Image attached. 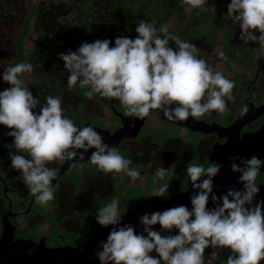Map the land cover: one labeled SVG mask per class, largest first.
Listing matches in <instances>:
<instances>
[{
    "label": "clouds",
    "instance_id": "obj_1",
    "mask_svg": "<svg viewBox=\"0 0 264 264\" xmlns=\"http://www.w3.org/2000/svg\"><path fill=\"white\" fill-rule=\"evenodd\" d=\"M191 8L201 7L206 0H181ZM227 16L242 29L240 39L244 43L259 42L264 55V0H231ZM135 39L117 37L111 41L96 40L83 43L76 52L60 53L69 73L68 85L91 86L86 93L91 97L98 93L116 98L129 116L143 119L151 110L159 109L168 120L187 121L189 117H201L212 110L224 113L227 102L234 101V83L220 72H214L208 63L199 58L198 48L172 35L167 25L160 28L154 23L141 21L136 27ZM258 30L257 37L254 32ZM170 41L178 50L170 47ZM218 56L227 60L223 52ZM31 63H17L3 72V81L11 87L0 92V124L13 129L7 135L14 137L18 153L11 154L12 167L21 172L24 184L45 205L54 199L52 181L55 169L47 165L57 161L72 160L77 150L95 149L90 162L105 173L125 172L134 180L140 172L130 165L119 152L102 141L93 127H77L64 114L62 99L49 95L42 105L38 98L20 79L33 71ZM177 105L172 107V105ZM40 106L39 112H34ZM247 109H244L246 111ZM84 159L82 152L79 154ZM231 170L241 173L239 182L244 190H229L225 195H211L213 202L222 206L209 209V195L213 193V180L222 165L213 162L188 165L186 173L194 190L192 209L177 206L163 212L145 214L140 218L147 235H137L131 225L113 228L102 251L97 253L101 264H205V250L229 248L235 255L227 258V264H260L264 260V201L253 205L260 189L256 184L264 161L253 155L250 159L233 157ZM240 165H243L241 167ZM170 168L159 167L156 175L164 178ZM207 176L197 183L201 177ZM169 183L153 188L150 197H163ZM127 212V207L123 208ZM121 207L117 199L99 209L97 222L104 227L119 225ZM161 225L162 231L178 229V234L162 236L152 226ZM155 251L158 258L150 255ZM213 251L210 256L215 257ZM211 264V260L208 261Z\"/></svg>",
    "mask_w": 264,
    "mask_h": 264
},
{
    "label": "flooded vegetation",
    "instance_id": "obj_2",
    "mask_svg": "<svg viewBox=\"0 0 264 264\" xmlns=\"http://www.w3.org/2000/svg\"><path fill=\"white\" fill-rule=\"evenodd\" d=\"M230 3L231 0H206L204 5L198 7L192 27L187 32L183 26L190 19L194 8L182 4L181 0H158L156 4L163 10V22L171 29L172 35L194 44L199 50V57L204 59L214 57L223 65L225 71L232 72L231 76H227L223 69L216 71L235 85L233 89L235 100L227 102V110L224 113L212 110L201 117H193L195 120L204 121L208 126L214 122L220 128L231 125L237 120L238 115H243L248 109L264 106V55L261 54L258 41L244 43L240 39L242 29L239 24H233L227 16ZM47 4L44 2L42 6ZM254 35L258 37L259 31L256 30ZM169 46L178 50L171 41ZM218 52H223L227 60L221 59ZM205 61L211 67L209 59ZM235 67L238 70H234ZM65 95L60 98L63 100ZM70 95L72 99L63 110L77 127L89 123L91 126L107 129L110 133L122 127L121 118L117 114L125 116L127 112L118 99L91 100ZM39 110L37 107L34 112ZM263 124L264 114L244 124L239 130V136L254 133ZM147 129H151L153 134L147 133ZM12 130L0 125V134L3 137L9 136L7 133ZM226 141L227 137L218 138L217 132L193 131L163 120L160 111L151 110L138 134L121 140L115 148L125 159L132 161L130 168L135 167L139 170V178L134 180L125 172L105 173L93 165L90 159L75 162L55 180L52 185L54 199L45 205L36 200L24 184L21 172L12 167L10 153L21 154L30 159L28 153H18L12 141L4 142L0 149V179L10 191L5 193L8 201L4 196V184L0 180V231L1 216L9 211L11 215L20 214L8 216L10 223L15 227V238L35 242L47 238L44 243L48 248L80 246L84 241L98 237L99 223L96 216L99 209L117 199L123 215L125 206L129 209L162 198L149 195L153 188L166 183H169V189L162 199H172L189 187L191 181L186 173L187 166L190 164L203 165L205 168L211 166L213 162H210L209 156L213 147L216 144L223 145ZM80 152L83 155L87 153L82 149L77 150V156ZM63 163L64 161H57L47 166L55 169L57 173ZM159 167L170 168V174L164 178L158 177L156 169ZM256 184L264 185V165L260 168ZM134 192L136 195L132 196L130 201L135 203H129L128 194L132 195ZM157 231H160L162 236L178 234V230ZM209 250L219 254L218 249L211 246L205 253ZM150 255L158 258L155 251Z\"/></svg>",
    "mask_w": 264,
    "mask_h": 264
},
{
    "label": "trees",
    "instance_id": "obj_3",
    "mask_svg": "<svg viewBox=\"0 0 264 264\" xmlns=\"http://www.w3.org/2000/svg\"><path fill=\"white\" fill-rule=\"evenodd\" d=\"M28 3L29 9L25 13L20 1L0 0V47L3 44V30L15 22L16 15L23 16L21 27L12 38L15 54L7 67L17 63L33 65L29 90L42 105L47 96L61 97L66 93L83 99H111L98 93L88 97L86 93L91 90L90 85L81 88L77 82L69 87V73L64 61L59 59L60 53L76 52L85 42L108 39L111 41L110 47H114L117 37L135 39L138 36L135 29L141 21L154 23L157 28L165 25L163 10L156 6L158 0H56L41 7L32 0H28ZM197 9L194 8L183 26L186 32L192 27ZM31 32L34 34L32 47L26 50L25 40ZM169 32H172L171 29ZM20 79L24 82L23 74ZM8 87L11 85L8 84ZM147 133L152 135L153 131L147 129ZM128 195V202H133L130 200L136 192ZM218 252L216 264H227V258L235 255L229 248H219ZM260 264H264V260Z\"/></svg>",
    "mask_w": 264,
    "mask_h": 264
},
{
    "label": "water",
    "instance_id": "obj_4",
    "mask_svg": "<svg viewBox=\"0 0 264 264\" xmlns=\"http://www.w3.org/2000/svg\"><path fill=\"white\" fill-rule=\"evenodd\" d=\"M113 101L115 100L113 99ZM176 106L177 105L175 104L172 105V107ZM156 110L160 111L161 118L163 120L172 122L178 126L187 127L190 130L204 133L217 132L218 138L227 137L226 143L223 145L216 144L209 156L210 162L222 165L219 173L212 178L213 193L209 195V202L207 205L209 209L217 207L218 203L222 206V201L218 200L217 202H213L211 195L214 194L219 198L225 195L229 190H244V185L239 182L241 173H234L231 170L233 162L240 164L239 160L233 161V157L250 159L253 155H255L257 158L264 161V124L254 133H247L241 137L239 136V130L244 124L249 123L258 116L264 114V106L248 109V111H246L243 115H238L237 120L226 128H220L218 125L214 124V122L211 126H208L204 121L195 120L193 117H189L187 121L168 120L161 110ZM114 113L117 114L115 111ZM117 115L121 118L122 127L115 130L113 133H110L107 129L91 126L89 123H86L84 126H78V128L87 126L93 127L94 130L101 135L102 141L105 144L109 147L116 148L121 140L136 136L146 118L138 119L136 117L129 116L128 114L125 116L120 114ZM7 141L14 142V137H3L0 134V149L2 144ZM94 151L95 149H91L84 154L83 160H81L79 156L69 162L65 160L61 168L58 170L56 178L52 181V185L57 178L65 173L70 165L75 162H84L90 159ZM240 166L243 167V165ZM207 178V176H203L199 181H197V183H200L203 179ZM258 187L260 191L254 198L252 206H255V203L258 201H264V185H258ZM7 191L10 190L6 189L4 184V196ZM197 191L198 190L193 189L192 182H190L186 191L178 193L170 200H163L162 197L157 200L148 201L131 207L122 215L119 225H109L104 227L99 224L98 237L86 240L77 247L48 248L44 243V240L47 238H41L38 242L30 239L15 238V227L10 223L8 216H16L20 214L11 215L8 211V213L6 212L1 216L0 264H101L97 253L102 251L101 242L107 241V237L113 228L118 230L119 227L131 225L135 229V233L137 235H147V233L143 231L144 226L140 223V218L142 216L145 214L150 215L155 212H163L181 205L186 206L189 210H191V197L196 194ZM7 200L9 201L8 198ZM152 228L156 231L162 230L161 225L159 224L153 225ZM172 230L178 229L173 228Z\"/></svg>",
    "mask_w": 264,
    "mask_h": 264
},
{
    "label": "rangeland",
    "instance_id": "obj_5",
    "mask_svg": "<svg viewBox=\"0 0 264 264\" xmlns=\"http://www.w3.org/2000/svg\"><path fill=\"white\" fill-rule=\"evenodd\" d=\"M17 1H20L21 5H22V7L26 13L29 9L28 0H17ZM32 1L36 5L42 6L44 2L49 3V2H54L56 0H32ZM22 17L23 16L16 15L15 22L10 27H7L6 29L3 30L4 42L0 47V92L9 88L8 83L3 81L2 76H3L4 70L7 68L8 61L14 57L15 52H14V48H13L12 38L18 32V30L21 27ZM33 39H34V34H33V32H31L25 40L24 46H25L26 50H29L32 47ZM199 58L204 59V57H199ZM205 59H209V63L212 64L211 68L214 72L222 70V69H223V71H225V68L223 67V65L219 61L215 60L214 57L213 58L209 57V58H205ZM234 70H238V68L235 67ZM225 72H226L227 76H231V74H232L231 71H225ZM23 77H24V83L26 84V86L29 89L31 87L33 75L31 73H24ZM71 99H72V97H71L70 93H66L65 98L62 100V108L63 109L65 108V105L70 103ZM213 251L209 250L205 253L206 264H208L209 260H211V264L215 263L216 256L215 257L210 256V254Z\"/></svg>",
    "mask_w": 264,
    "mask_h": 264
}]
</instances>
